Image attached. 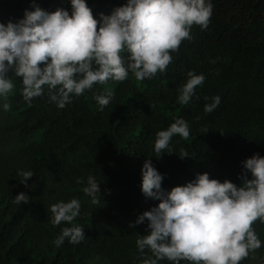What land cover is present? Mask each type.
<instances>
[{
	"label": "trees",
	"instance_id": "obj_1",
	"mask_svg": "<svg viewBox=\"0 0 264 264\" xmlns=\"http://www.w3.org/2000/svg\"><path fill=\"white\" fill-rule=\"evenodd\" d=\"M31 2L0 0V22L22 18ZM36 3L47 11L71 7L70 0ZM87 3L99 19L126 0ZM212 3L208 28L193 25L191 39L172 53L166 72L151 80L130 74L123 82L96 85L58 109L46 94L24 102L21 82L14 78L11 108L0 111V264H141L135 241L146 234L147 221L129 224L158 203L141 192L145 158L152 159L165 177L162 186L170 189L204 172L239 186L242 161L255 153L264 156V0ZM189 71L203 73L205 80L182 105L177 89ZM106 89L114 96L101 110L94 95ZM216 95L219 106L205 113V103ZM177 118L188 122L189 137L174 136V152L155 157L156 132ZM181 149L190 158L181 160ZM18 169L33 171L27 186L19 182ZM89 175L100 183L97 204L83 192L85 185L76 183ZM20 192L29 196L28 204L13 203ZM72 198L81 203V216L73 223L84 228L85 238L56 247L53 241L66 225L50 223L49 207ZM252 227L261 247L240 264L264 259V223L257 220Z\"/></svg>",
	"mask_w": 264,
	"mask_h": 264
},
{
	"label": "clouds",
	"instance_id": "obj_2",
	"mask_svg": "<svg viewBox=\"0 0 264 264\" xmlns=\"http://www.w3.org/2000/svg\"><path fill=\"white\" fill-rule=\"evenodd\" d=\"M70 5V11L63 7L47 11L32 0L31 10L25 8L22 18L0 22V111L11 108L14 78L21 82L24 102L31 104L46 94L58 109L96 85L123 82L130 74L137 80H151L158 72H166L172 53L191 39L192 26L206 30L213 14L212 0H126L110 14L100 13L99 19L87 0H70ZM187 75L177 89V102L182 105L191 101L205 80L203 73L189 71ZM113 96L106 89L94 99L103 110ZM220 100L219 95L211 97L204 112H213ZM155 135V157H160L173 153L172 138L187 139L190 127L185 119L177 118ZM179 157L190 158L184 149ZM16 175L27 186L34 173L18 169ZM141 175L142 194L158 201L129 224L134 227L147 221L146 234L135 241L144 257L141 264L162 260L169 264H240L261 247L252 224L264 223V156L255 153L242 161L239 186L204 172L168 189L162 186L165 177L151 158L144 159ZM76 183L85 185L83 192L92 204L100 202V183L92 175L86 181L78 177ZM13 203L28 204L29 196L20 192ZM49 211L53 226L66 225L53 241L56 247L65 240L72 245L84 240V228L73 223L81 216L77 198L53 203Z\"/></svg>",
	"mask_w": 264,
	"mask_h": 264
},
{
	"label": "rangeland",
	"instance_id": "obj_3",
	"mask_svg": "<svg viewBox=\"0 0 264 264\" xmlns=\"http://www.w3.org/2000/svg\"><path fill=\"white\" fill-rule=\"evenodd\" d=\"M263 262H261V261H259V260H257L256 262H255V264H262Z\"/></svg>",
	"mask_w": 264,
	"mask_h": 264
}]
</instances>
